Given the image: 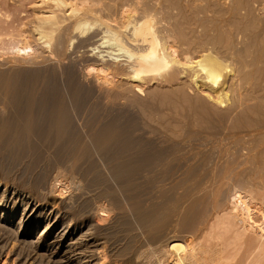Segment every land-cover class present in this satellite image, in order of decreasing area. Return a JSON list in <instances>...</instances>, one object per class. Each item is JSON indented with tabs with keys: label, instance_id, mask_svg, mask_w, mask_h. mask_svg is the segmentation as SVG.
Segmentation results:
<instances>
[{
	"label": "bare ground",
	"instance_id": "obj_1",
	"mask_svg": "<svg viewBox=\"0 0 264 264\" xmlns=\"http://www.w3.org/2000/svg\"><path fill=\"white\" fill-rule=\"evenodd\" d=\"M113 1L35 0L34 6L31 3L36 10L33 14V30H31L35 37L34 42H37V46L45 49L47 53L65 57L67 47L73 45L75 40H78L77 43L81 48L87 47L86 43L94 39L93 41L96 43L87 47L89 48L87 57L90 63L85 69V74L92 77L91 79L94 78L95 85L107 104L112 108L114 105L120 106V108L116 109L115 113L114 109V115H111L109 121L102 120L104 124L99 131H92L91 126L88 127L85 131L87 136H83L85 138L83 139L78 138L79 136L75 134L76 130L72 125L71 113L67 110V106L59 107L50 100L47 91L41 92L35 84L22 90H11L0 84V157H5L6 153L3 151L12 152L8 154L10 159L11 156H14L13 159L19 157L22 161L24 160L23 163L18 160L19 166L23 164V167L19 169L18 166L17 169L22 171L24 169L26 172V174L19 175L20 173L15 172L14 166L11 165L14 171L8 169L9 172L2 169L0 165V182L4 185L11 184L15 190L12 198L15 201L18 199L23 208V216L21 215L16 227L15 234L17 236L20 232L24 235L27 234L26 229L30 228L29 224L32 223L33 226L40 222L44 216V219L48 220L49 217L46 215H34L32 212L34 207L40 204L42 206L48 204L52 207L56 204L57 199L62 200L67 193H70L71 184H74L71 180L74 179L66 176L65 170L88 172V170L99 166L109 169L115 183L119 182L120 186L126 187L130 182L132 183L133 178L135 179L134 175L138 173L139 168L149 164L159 165L160 161L164 160L166 149L162 144L158 145L153 139L144 138L147 135L143 134V137L140 133L137 135L132 130L133 127L135 129L138 126L136 123H139V119L135 122L139 114L134 117L132 112L135 108L141 110L138 106L141 104L135 98L136 96L145 97V93L149 91L150 95L146 96H150L154 100L158 97L160 100L157 101L161 103L166 99L167 101L172 99L173 116L184 118L189 123L188 126L201 125L202 123L199 121L203 120L202 122L209 121L219 124L226 122L227 126L231 125V128L236 129V125L239 124V127L243 123L245 124L250 116L256 115L264 108V27H261L263 31L254 32L253 30L250 31L252 32L249 33L250 35L245 33L249 29H255V23L252 22L255 18L250 19L249 22H251H247V25L245 24L247 26H245V30L242 29V26L239 28L240 23H238L232 31H219L216 36H214L215 34L209 36L207 33L200 39H198L199 37H190L185 34V31H182L184 29H179L178 35L182 40L181 44L183 42V44L202 47V53L198 57H194L193 54L186 51L177 50L176 45L172 44L166 36L161 35L160 30L156 27L158 21L155 22V17L153 18V14L155 13L156 16L157 12L152 8L154 6L147 7L144 4L140 6L138 0H136L138 4L135 1V4H132L133 0H131L129 3L132 5L127 2L128 0H124V5L122 3L120 6L112 4ZM121 1L123 2V0ZM89 16L92 17L90 21ZM242 30L247 37L242 34ZM234 32L235 38L239 35H244L246 38L242 37L247 41L249 38V43H244V49L247 47V52L244 53L246 57L241 58V67L249 68L246 72L243 69L244 71L236 73L237 70L230 68V65L219 58L216 53L217 48L219 50V48L232 49L234 47ZM96 38L98 39L95 40ZM93 41L90 43H94ZM207 45H211L213 50H205ZM233 53L231 54L233 55ZM86 61L88 60L86 59ZM70 70L63 71L65 84L70 92H74V83L72 86L69 82V78L73 76V72ZM36 72L40 74V70ZM38 73H36L37 76ZM33 74L30 75L35 77L36 75ZM48 77L52 81H56L55 76L49 75ZM42 78H47V76ZM73 81L75 82L74 78ZM75 86L77 85L75 84ZM163 89L173 90L168 94L161 93L160 90ZM249 101L254 103L250 104ZM168 104L171 105V103ZM82 107V104L76 107L79 114H81ZM159 107L161 108L160 105ZM162 107L165 108L163 105ZM166 108L168 109L167 106ZM1 109L4 111L2 112ZM112 110L110 109V114ZM223 110H228V113L222 114ZM104 115L106 117H103L109 118L105 112ZM253 132L254 130L250 126L245 125L244 128L241 126V130L240 128L236 130L230 138L234 150L222 149L221 153L218 152L220 154L217 153V155L220 156V159L209 168L208 174H203L204 176L201 175V177L191 174L168 189L158 187V191L155 189L158 195L152 193L157 195V197L155 196L156 202H153L152 196L153 203L151 204L146 202L145 205L140 201L133 203V195L127 199L131 204L128 202H125L128 204H124L123 202L126 200L124 198L122 204L130 206V214H127L132 221L129 218H127L128 222L124 221L129 227L137 226L141 230L149 231L165 220H168L165 224L169 223L171 226V231L165 236L161 233L163 238H153L156 242L162 239L158 248L156 245L155 249H151L153 264H264V176L262 175L261 178V173H257V171L261 172L263 166L261 164V168L258 170L259 162L264 159V131L263 133L256 132L257 134ZM243 151L246 152L243 157L246 159L243 162L241 160V163L239 161ZM6 158L8 157L6 156L5 160ZM185 161H188V158ZM1 164L3 165V163ZM188 164L190 163L188 162ZM195 165L197 167V163L194 162V165L190 167L194 168ZM198 166L200 169L201 165ZM36 168H39L42 173L40 177L34 179L28 172L36 171ZM195 176L199 178L198 181L195 180ZM26 185L29 191L22 189ZM129 185L131 186V184ZM132 186H135V183ZM138 186H135L136 189L139 188ZM146 189L147 187L145 188L147 192ZM149 189L151 193L152 187ZM78 190L81 192L80 188H75V191ZM24 193L28 196H23ZM33 195H35L33 198L35 206L31 209L30 215L24 214L26 208L29 206L30 209V205H32L29 203ZM147 197H149L147 199L149 202L150 196ZM95 198L97 197H94V201ZM131 198L132 201H130ZM101 199H104V196H100L97 202ZM50 200L51 203H49ZM79 200L74 207L69 208L72 220L84 219L88 209L93 210L94 208L88 205L87 199L79 198ZM118 202L117 204L121 206V203ZM103 203L105 207V201ZM123 208L121 207L120 210ZM16 209L17 204L14 202L9 214L14 216ZM126 209L128 210V208ZM196 209H199L200 212L197 210L195 213ZM7 211L8 208L1 197L0 222L8 220ZM94 212L100 222H106L107 214L103 206H96ZM125 212L128 211L125 210ZM31 216H33L32 219ZM24 221H26V229L21 231ZM70 221L67 226H62L58 233L55 227L60 222L59 218L56 217L53 222L46 223L41 230L35 233V239H37L33 242L35 250L42 247L49 251L53 248L58 249L57 246L62 248L66 246L63 251L53 252V250L52 253L50 252L51 255L58 258L59 261H70L73 256H76V259L74 258L77 260L76 263H82V259L85 258L83 253L89 252L92 248V243L88 241L90 234L81 235L77 237L76 242H72L71 240L78 230L71 226ZM182 229L189 231L187 238H181V235L175 236V233L181 232ZM170 233L172 235L169 236ZM10 234L11 231L6 235L10 236ZM42 237V241L38 243V239ZM2 238L0 235V240ZM11 238H14L15 243L17 242V239L15 240L12 235ZM66 240H70L71 243L64 245ZM12 244H14L13 241ZM31 244L30 246L28 244L30 248ZM4 247L2 246V248ZM18 248L21 249V247ZM21 250L24 251L23 248ZM21 255L23 257L24 254L21 253ZM147 258L149 259L148 256H146Z\"/></svg>",
	"mask_w": 264,
	"mask_h": 264
},
{
	"label": "rangeland",
	"instance_id": "obj_2",
	"mask_svg": "<svg viewBox=\"0 0 264 264\" xmlns=\"http://www.w3.org/2000/svg\"><path fill=\"white\" fill-rule=\"evenodd\" d=\"M114 1L118 3H115ZM114 1L112 2V4H116V5L118 4L121 6V4L123 3L122 5H124V0L123 2L121 0H114ZM134 1L138 4L136 0H133L132 4H135ZM138 1H139L140 6L141 5L143 6V4L147 5V7L154 6L152 8H154L155 12L156 11L157 12H156V16H155V13L153 14V18L155 17L154 18L155 22L158 21L157 22L158 24L156 25V27L160 30L161 35L166 36V38H168V40L172 44L176 45L177 47L176 46L175 47L178 48L177 50L186 51L187 53L191 55L193 54L194 57L195 56L198 57V55L202 53V47L200 46L195 47V45L191 46L189 44H183V42L181 44L182 40H180L179 35H178L179 29L180 30L184 29L182 31H185V34H188L190 37L191 36L196 37V38L199 37L198 39H200V37H203V35L207 33H209L208 34L209 36L210 34L211 36L214 34H215L214 36H216L219 31H222V32H228L229 30L232 31L235 25L236 24L238 25V23H240L239 25L240 27L239 26L238 27L241 28L242 26V29L245 30V28L247 27L246 25L251 22V21L249 22V20L250 19L252 20L253 18H255L252 21L255 23V27H254L255 29H252V30L247 29L248 31L245 32L247 35H250L252 33L250 31H253V30L254 32H257V31L259 32V30L263 31V28L261 27H264V9H263L264 0L263 1L262 0H148V1L138 0ZM127 2L129 3L131 2V0L130 1L128 0ZM31 3H33V6H34L35 0H1V4H0V84H2L5 88H9L11 90L12 89L22 90V89H25L29 85L35 84L39 87L41 92L47 91L51 101H54L59 107H62L63 105L67 106L66 107L67 110L70 111L69 113H71L72 125L75 127L74 129L76 130L75 134L79 136L78 138L85 139L83 136L85 137L87 136V133L85 131H87L86 129H88V127L91 126L92 131H95V132L99 131V129L104 124V122L109 121L111 119V115H114V113L117 110H119L118 108H120V106L118 107L116 105H114L115 108L114 106L112 108L111 105L107 104V102L104 101V99H102V96H101L102 94L99 91L98 87L95 85L94 78L91 79L92 77H88L85 74V69L87 65H89L90 63L89 58L87 57L88 56L87 50L89 49L87 47H90L91 44L93 45L96 42H94L93 41L94 39H93L86 43L87 47L80 48V45L77 43L78 40H75L76 41L74 42L75 44L73 43V45H71L70 47H67L66 49L67 54L65 53V57L64 56L57 57L55 55L53 56L47 53L45 49H42L39 45L37 46V42L36 43L34 42L35 37H34V34L31 32V30H33L32 25H34L33 14L35 13L36 10L32 6ZM128 3H126V5L128 6L129 4L132 5L131 3L129 4ZM90 18L92 19V17L89 16V21H90ZM243 30H242V34L246 36ZM234 34L235 32L233 33V37L235 40L234 47H233L234 50L233 48L228 49V47L227 49L225 47L221 49L219 48V50L217 48L216 53L219 58L223 59L224 62L230 65L229 66L230 68L237 70L236 73H239V71H242L243 69L246 72L249 70V68L247 67L248 68L247 70L246 67L245 68L241 67V60H242L241 58L246 57L244 53L247 52V47H245L244 49V46L246 42L249 41V38H248V41L247 39H245L247 36L245 37L244 35L242 36H244L245 38L242 37L241 35L235 38L236 34L235 35ZM97 39L98 38H96L95 40ZM195 40L197 41V39ZM92 41L94 43H90ZM205 50H213V47L211 45H207L205 47ZM231 53H233V55ZM237 58L239 59V61ZM86 59L88 61H86ZM66 69L68 70L71 69L70 71L73 72L72 77L74 78L76 83L73 81L72 77L69 78L70 79L69 82L71 83L72 86L74 83V86H73L74 92H70V90H68V87L65 84L66 81H65L64 72ZM37 70L38 71L40 70V74H41V71H42V74L44 72V75L42 76L41 74L40 76V74L36 72ZM33 71L35 72L34 74L31 73ZM36 73H38V76L36 75ZM48 73L50 76H55L54 78L56 79V81L55 80L52 81L51 79H49L48 77L49 75H47ZM51 73L54 75H52ZM30 74L36 75L35 77L37 79L35 80V77ZM44 76L45 77L47 76V78H42ZM32 77H34V79H32ZM38 77H39V80H38ZM75 84L77 86H75ZM172 90L163 89L162 91L160 90V92L169 94L172 92ZM149 93L150 92L148 91L145 94L148 95ZM243 93H246V92H243ZM146 95L145 97H140V96L135 97L141 104V105L137 104L138 106H140L139 109L141 110H137L138 108H135V110H133L132 112L133 116L134 115L138 116L139 114L138 117L134 116L136 117V119L134 118L135 122L136 120L139 119L138 121L139 123H136V125L138 126L135 127V129H133L134 128L133 127L132 130L136 132L137 135H139L138 133H140V135H142L143 137L144 135H147V137L145 136L144 138H151L156 143H158V145L162 144L163 147H165L166 149L165 154H164L165 157L163 158L165 161L161 160L159 165L149 164L148 166L146 165L144 167L139 168V170H137L138 173L134 175L135 179L136 178L137 179L135 181V179L133 178L132 183L133 184L135 183V186L139 185L138 187L140 189L139 188L136 189L135 186H132L133 184L131 182L129 184H131L132 187L128 184L129 186L128 185L126 186L127 189L125 186L123 187L120 186L119 182H118L119 183L118 185V183L117 182L115 183V180L112 179L111 172L109 171V169L101 168L99 166L98 168H93V169L88 170V172L87 171L86 172L85 171L74 172L69 169L65 170L66 172L64 171L65 172L64 174L66 176H70V179H74V180H71L73 181L74 184H71L70 193H67L64 199L62 200L57 199L56 204L53 205L52 207L49 206L48 204L46 206H42L40 204L34 207L35 203L33 201V198H35V195H33L29 203V205L30 204L32 205H30V209H29V206L26 208V210L24 211V214L30 215V211L34 207V209L32 210V212H34V215L35 214L37 215L40 214L41 216L46 215V217L48 216L49 218L48 220H46V218L44 219L45 217L44 216L40 222L36 224L33 223L34 224L33 226H32V223L29 224L30 228L28 227L27 229H26V224H25L26 221H24V223L22 224L21 231L26 229V232L28 231V233L24 235L20 232L18 236L15 234V232L17 229L16 228L17 224L19 223V220L21 218L23 208H22L21 202L18 199H17L18 201L13 200L12 198L14 197L13 191L15 190L12 188L11 184L8 183L4 185V183L0 182L2 183L0 184V198L2 197L4 204L8 208L7 215H6L8 217V220L0 222V227L1 229L4 230V231L3 230L1 231L0 229L1 238L3 237L0 240V264H77L76 263L77 260H75L76 256L75 257L73 256V258L70 261H62V260L59 261L58 258H54L53 255H51L53 250H54L53 252H59L61 250L63 251L66 246H64L63 248L61 246H57L58 249L55 250L53 248V250L51 249L49 251H47L46 248L44 249L42 247L37 248L36 250L34 248L33 242L37 240L35 239V236H36L35 233L41 230L45 226L46 223L53 222L56 217L59 218L60 220L59 224L56 225L55 227L57 229V233L60 231L62 226L63 227L67 226V223H69L70 220H71L70 221L71 226L75 228V230H78V233L75 236H73V240H71L72 242H76L77 237L81 235L85 236L87 234H90L91 237L88 236L89 237L88 241L92 243L91 245L92 248L90 249L89 252L83 253L85 258L82 259L81 261L82 263L80 264H146V263L153 264L152 262L154 261L153 259H151V256H152L151 249L152 248L155 249L156 245L158 248L160 246L159 243L162 242V239L157 240L156 242L155 240H153V238L155 237L163 238L166 235V233H169L171 231L170 229L171 226H169V223L165 224V222H168V220L167 221L165 220L163 223L158 224L155 228H152L149 231L141 230L137 228V226L129 227V225L125 224V222H128L129 220H131L130 216L128 217V215L130 214V210H129L130 206L127 205L128 206L127 207L124 205L128 203L131 204V202H128L127 199H129L130 196L134 195L133 196L134 201H132V198L130 200L133 203L135 201L136 202L140 201V203H143V204L145 203L146 205V202L148 204L156 202L155 200L158 195L157 194L158 193L157 191L159 189L158 187L161 186L160 188L168 189L170 188V186L175 185L176 182H179L185 179V177L191 174L197 175L198 177H201V175L204 176L208 174L209 168L211 166H214L215 162L217 163L219 161L218 159H220V156L217 155L218 152L221 153L222 149H228L231 151L232 149L234 150V148L232 147L233 145L231 146L232 140L230 138H232L231 136L234 135V132H236V130H238L239 128L241 130V126L242 128H244L245 125L247 127L250 126L251 129L254 130L253 132L254 134L256 132L263 133L264 131V108L261 111H259L256 115L250 116V119L248 118L249 120L247 119L245 124L243 123V125H241L242 124L241 123L240 124L241 126L239 127H238L239 124L236 125V129L231 128L230 127L231 125L227 126L226 122L224 124L220 123L221 124L220 125L217 122H209V121H207L208 123L202 122L203 120L199 121L200 123H202L201 125L197 124L195 126H192V125L188 126L189 123L184 118L179 117V116H176V117L173 116L174 113L171 110L172 103H173L172 99H168V101L166 99L163 103H161L160 101H157V100H160L158 99V97L157 99L154 100V99H151L150 96H146ZM168 103H171V105L169 106ZM249 103L253 104L254 102L249 101ZM81 104L83 107H82L81 114H79L76 111V107ZM159 105L161 106V108L159 107ZM162 105L165 106V108L167 106L170 111L167 108L166 109L163 108ZM107 106H111V107H107ZM110 109L111 110L113 109L111 111V114H110ZM1 111L3 112L4 110L1 109ZM104 112L105 114H107V117L109 118H105L106 115H104ZM221 113L227 114L228 110L226 111L223 110V112ZM97 117L99 120L97 119ZM104 119H106L107 121H105ZM102 120H104V122ZM250 121L252 122V124ZM137 129H140V130H137ZM241 135H238V136H241ZM75 137L77 138V136ZM202 151L204 152L206 151L205 155L203 154L204 152ZM4 152L6 153L5 157L7 156L9 159L6 158L5 160L4 156H3L4 158L2 156L0 157V160H1L0 165L2 169H5L7 171H9L8 169H10V171L12 170L14 171V168L12 169V166H14L16 173L18 174L20 173L19 175L26 174L24 169L23 171L19 170L23 167V164L22 166H19L20 162L23 163L24 160L22 161L21 158L19 159V157H15L14 158L15 160H14L12 158L14 156H11V159H10V155L8 154L12 152L7 153L6 151H3V153ZM245 153H246L245 151L242 152L243 155L240 157L241 158L240 161L238 158L239 162H241V160L242 162L243 160L245 161L246 158H243L245 157L244 156ZM191 154L193 155V157ZM19 155H20V152L18 156ZM202 156H204L203 162H202ZM187 158H188V161H185V159ZM195 158L199 160H196ZM263 160H261L262 162H259L258 164L259 166L257 165L258 170L261 168V164L263 165L261 168V172L257 171L258 174L261 173L260 174L261 178H262V175L264 176V161ZM191 161L192 162L194 161L195 164L197 163V167L196 165L194 167L196 168L195 170H193L194 168L190 167L191 165L192 166L194 165V162L193 164H191L192 163ZM188 162L191 165L188 164ZM1 163H3L4 166ZM187 165L190 169L187 167ZM198 165H201L203 167L200 166V169H199ZM17 167L19 169H17ZM254 167L256 168V166ZM188 169L190 170V172ZM192 170L196 172H193ZM38 171L40 174L38 173ZM28 173L29 175L30 174L32 175V176L30 175V177H33L35 179V178L40 177L42 172H40L39 168L38 169L36 168V171H33L32 173L30 172ZM197 176H195L196 178L195 177L194 178L195 180L197 179L198 181L199 178ZM154 184L155 186H153ZM27 187H28L27 185L23 186L22 189L25 191H29L27 190ZM146 187H147L146 190L148 192V195H147V192L145 191ZM149 187H152L151 193L149 192L151 189V188L149 189ZM75 188H78V189L80 188L81 192H79V190L75 191ZM155 189H157V191H155ZM152 193H156L157 195L152 194ZM24 195L28 196V194L26 193H24L23 196ZM135 195L137 198L135 197ZM145 195L150 196L149 202L147 200L149 199V197ZM98 196L99 197L104 196V199H101L102 203L100 200H99L100 202L98 201L99 203L97 202V199L99 198ZM152 196L154 199L152 198ZM77 197H79L80 199H87L88 205L89 206L91 205L90 206L91 208L94 207L93 210L88 209L89 211H87L86 215H84V219L78 220V221L72 220L71 210L69 209L70 207H74V205H76L80 201L79 198ZM94 197H97L95 198L96 199L95 201H94ZM124 198L126 199L125 201H124ZM152 199H153V202H152ZM77 200L79 201L77 202ZM116 200L117 202L119 201L118 203H121V206L117 204ZM104 201H105V207L103 203ZM122 201H124L123 202L124 204H122ZM11 202L12 203L16 202L17 204V209H16L14 216H12V214H9V212H11L12 210ZM51 202L52 201L50 200L49 203ZM125 202H128V203H125ZM97 204L103 206V209L106 210V214H107V216L105 217L106 222H103V221L100 222V220L96 216L94 211H95L96 206H98ZM121 207L122 208L124 207L123 209H121L122 211L124 212L125 210L128 211V212H125L126 215L124 212L120 210ZM126 208H128V210ZM197 210L198 212H200L199 209H196L195 213H197ZM107 212L111 214L109 215ZM32 217L33 216H31V219ZM127 218H129V220H127ZM73 223L76 226H74ZM9 231H11L10 236L6 235L7 233L9 234ZM180 231L181 232H178V233L176 232L175 236L178 237L181 235L180 236L181 238L188 237L189 231L187 230L185 231L184 229ZM182 232L184 233L186 232V233L182 234ZM161 233L164 234V236ZM11 235L12 237H15V240L17 239L16 243L14 241V238L13 239L11 238ZM170 235L172 234L170 233L169 236ZM6 236H7V239H6ZM42 239L43 237L38 239V243H40ZM12 241L14 242V244H12ZM71 241L66 240L64 245L71 243ZM151 241H152V244H151ZM6 242L8 243L6 244ZM1 244L3 247L4 246L5 247L2 248ZM28 244L29 246L31 244L33 248L32 246L30 248ZM26 245L29 247V249ZM18 247H21V249L23 248L25 252L24 251L22 252L21 249L19 250ZM21 253L24 254L23 257ZM39 254L41 255V257ZM146 256H148L149 259L148 258L146 259Z\"/></svg>",
	"mask_w": 264,
	"mask_h": 264
}]
</instances>
